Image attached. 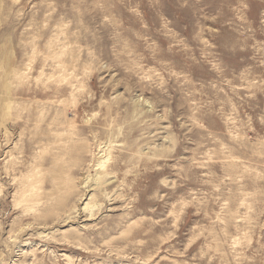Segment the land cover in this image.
<instances>
[{
    "label": "rangeland",
    "instance_id": "1",
    "mask_svg": "<svg viewBox=\"0 0 264 264\" xmlns=\"http://www.w3.org/2000/svg\"><path fill=\"white\" fill-rule=\"evenodd\" d=\"M0 264H264V0H0Z\"/></svg>",
    "mask_w": 264,
    "mask_h": 264
},
{
    "label": "bare ground",
    "instance_id": "2",
    "mask_svg": "<svg viewBox=\"0 0 264 264\" xmlns=\"http://www.w3.org/2000/svg\"><path fill=\"white\" fill-rule=\"evenodd\" d=\"M37 45V44H36ZM34 48V47H33ZM37 48V46H36ZM38 51H41L40 48H38ZM29 63V62H28ZM9 66V65H8ZM21 70V69H20ZM22 71V70H21ZM25 71V70H24ZM23 72V71H22ZM9 74V73H8ZM20 74L19 69L16 71V77L18 78V75ZM23 74H25L23 72ZM22 74V75H23ZM14 76V75H13ZM16 79V78H15ZM22 79V76H21ZM20 80V79H19ZM16 101V100H15ZM66 133V132H65ZM106 146V145H105ZM100 145H99V150H100ZM105 152V151H104ZM95 156V155H94ZM94 158V157H93ZM109 156L108 155H104V156H100L99 158H97L96 160H94V164L91 167H95L96 170V175H95V181H96V186L98 187L97 190L99 191L102 199H98L96 198L95 195V188H87L85 190V192L83 194H80L79 198L77 199V202L75 203V205H73V211L75 210L76 214L75 216H80V211L86 212L88 214V216L91 218L93 216H96L97 214H99L103 204H106V202H109L108 204L110 205L118 196L117 192H108V190L102 186V184L104 182H100L99 180L101 179L100 177L104 174H106V169L105 167L108 164V160H109ZM66 176H64V185H65V192H69L71 190V183H70V178L68 177V174H65ZM90 175V174H89ZM88 175V176H89ZM88 176L85 175L84 179L82 180V184L83 187L86 186V184H88ZM100 178V179H99ZM61 179H59L58 181L56 180L55 182V188L58 187L59 181ZM80 181V180H79ZM87 187V186H86ZM59 188V187H58ZM94 189V190H93ZM58 192L60 190H57ZM107 206V205H106ZM111 207V206H110ZM67 219L70 218L71 213L68 212L67 214ZM78 216V218H79ZM69 222V221H68ZM72 222V221H71ZM25 226V225H24ZM43 227V226H42ZM25 228V227H24ZM18 240V239H17ZM19 241V240H18ZM17 241V242H18ZM15 243V242H14ZM25 243H22L20 245H18V251L21 252L22 250V246H24ZM31 246V245H30ZM33 246V245H32Z\"/></svg>",
    "mask_w": 264,
    "mask_h": 264
}]
</instances>
